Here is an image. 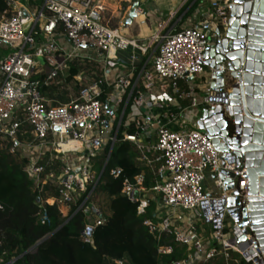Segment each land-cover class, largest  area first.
I'll return each instance as SVG.
<instances>
[{"label": "built area", "instance_id": "obj_1", "mask_svg": "<svg viewBox=\"0 0 264 264\" xmlns=\"http://www.w3.org/2000/svg\"><path fill=\"white\" fill-rule=\"evenodd\" d=\"M210 2L204 15L197 7L188 26L173 29L161 21L156 34L134 39L110 25L104 0H5L0 10L1 140L11 153L28 159L25 170L44 207L56 204L64 216L73 205L84 208L90 220L85 242L93 244L90 230L105 222L97 193L103 170L97 172L95 160L118 141L133 97L125 125L134 124L136 131L124 130L123 139L132 142L136 160L155 183L147 187L143 173L134 182L126 180L123 193L137 204L139 215H151L145 225L158 241L171 238L186 248L185 256L171 264H209L219 255L226 264H264L255 233L230 215L220 177L223 170L235 174L240 207H247V168L233 151L218 150L198 127V114L192 116L198 106L211 103L215 72L205 64L210 39L201 25L229 26L232 0ZM75 66L79 71L68 81ZM196 76L203 85L180 93L179 81ZM50 86L65 89L69 100L45 96L42 89ZM156 88L164 94L171 88L177 97H189L190 104L169 111L153 94ZM109 158L110 151L105 167ZM120 173L111 169L115 177ZM42 213L47 221V211ZM158 252L170 254L173 246L160 244ZM113 264L130 263L115 259Z\"/></svg>", "mask_w": 264, "mask_h": 264}, {"label": "trees", "instance_id": "obj_2", "mask_svg": "<svg viewBox=\"0 0 264 264\" xmlns=\"http://www.w3.org/2000/svg\"><path fill=\"white\" fill-rule=\"evenodd\" d=\"M199 3L200 0H189L180 13L191 6L183 19L190 16ZM5 6V0H0V10ZM78 71L77 66L73 67L67 80H72ZM42 91L47 97L55 96L63 102L69 100L65 89L60 86L43 87ZM132 100L133 97L125 109L117 134L118 141L113 146L110 142L98 160L101 172L110 151L109 161L97 187L98 204L105 222L90 230L93 244L83 239V232L90 221L84 208L78 209L73 205L69 214L64 216L56 204L44 207L38 200L42 194L25 170L28 159L11 153L0 136V264H113L115 259L130 264H171L185 256V247L171 238L158 241L150 233L145 221L151 215H139L137 204L123 193L124 182H134L135 177L143 173L147 187L155 183L150 171L136 160L137 153L132 142L123 139L124 130L136 131L134 124L125 125ZM119 168L121 173L113 176L111 169ZM44 209L47 221L42 219ZM160 244L172 245L173 252L160 254ZM236 256L233 254V257ZM209 264L226 262L219 255ZM231 264L237 263L232 261ZM240 264L247 263L242 260Z\"/></svg>", "mask_w": 264, "mask_h": 264}, {"label": "water", "instance_id": "obj_3", "mask_svg": "<svg viewBox=\"0 0 264 264\" xmlns=\"http://www.w3.org/2000/svg\"><path fill=\"white\" fill-rule=\"evenodd\" d=\"M139 6L135 0L131 18ZM201 26L210 39L205 64L215 72L211 103L203 105L197 124L218 150L233 151L247 168V207H240L235 174L223 170L220 177L230 215L241 226H250L264 252V0H232L226 29L210 21Z\"/></svg>", "mask_w": 264, "mask_h": 264}, {"label": "crops", "instance_id": "obj_4", "mask_svg": "<svg viewBox=\"0 0 264 264\" xmlns=\"http://www.w3.org/2000/svg\"><path fill=\"white\" fill-rule=\"evenodd\" d=\"M123 1L124 4L127 3L128 5L117 3L113 4L114 8L111 9V15L107 6V0H104V3L106 6V17L108 22L112 25H115V27H118L116 26L114 20L119 18V22L124 24V26L121 29L120 27L118 28L126 37L134 39L149 38L159 31L158 24L161 21H169V26L173 29H181L190 24L188 21L189 16L186 19H183V16L191 6H189L182 14H180L183 7L189 0H140V6L137 8V15L132 18L130 17V11L135 0ZM210 3V0H200L199 5L195 7L194 11L198 7V14L204 15V13L210 9ZM143 4H145V6ZM142 12L147 13V15H142ZM196 80L199 82V77L196 76L189 79L180 80V93H186L191 85H195L194 81ZM153 94L165 102L164 107L169 111L176 112L179 111L181 107H186L190 104L189 97L186 99L179 98L175 93H173V89L171 88L168 90L167 94H164L162 91L156 88L154 89ZM202 108L203 104L198 106V109L194 110L192 116L197 114L199 115V112ZM171 126L174 127V125Z\"/></svg>", "mask_w": 264, "mask_h": 264}, {"label": "rangeland", "instance_id": "obj_5", "mask_svg": "<svg viewBox=\"0 0 264 264\" xmlns=\"http://www.w3.org/2000/svg\"><path fill=\"white\" fill-rule=\"evenodd\" d=\"M115 3H117V4H124V1H123V0H107V6H108V8H109L110 15H111V11H112L111 9L114 8V7H113V4H115ZM124 5H128V4L125 3ZM143 5L145 6V4H143ZM119 21H120L119 18H116V19L114 20L116 26L120 27V29H121V28H123L124 24H122V23L119 22ZM110 25L113 26V27H115V25H112V24H110ZM194 83H195V84H201V85H203V81H201V80H199V82H198V80H196V81H194ZM98 160H99V158L95 160V165H94V168L97 170V172H99V168H98ZM99 173H100V172H99ZM227 221H228V222H232V219H231L230 217H228Z\"/></svg>", "mask_w": 264, "mask_h": 264}]
</instances>
